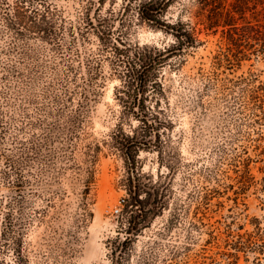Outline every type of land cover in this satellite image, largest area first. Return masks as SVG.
Here are the masks:
<instances>
[{
  "label": "rangeland",
  "instance_id": "obj_1",
  "mask_svg": "<svg viewBox=\"0 0 264 264\" xmlns=\"http://www.w3.org/2000/svg\"><path fill=\"white\" fill-rule=\"evenodd\" d=\"M55 1L67 20L87 3ZM141 1L107 0L112 43H173L171 32L140 19ZM172 1L166 18L189 22L201 41L162 67L166 95L145 105L164 122L137 154L144 193L158 212L135 229L124 214L132 169L121 147L144 124L116 97L114 49H95V35L75 43L67 35L60 50L16 39L0 16V264H264L259 252L232 255L240 235L245 241L257 223L264 227L263 161L250 163L256 181L241 187L244 162L259 159L264 138L246 125L241 89L231 87L251 63L264 73V61L229 67L221 33L201 31L196 1ZM91 50L105 74L98 90L80 67ZM9 155L18 186L15 174H4Z\"/></svg>",
  "mask_w": 264,
  "mask_h": 264
},
{
  "label": "trees",
  "instance_id": "obj_2",
  "mask_svg": "<svg viewBox=\"0 0 264 264\" xmlns=\"http://www.w3.org/2000/svg\"><path fill=\"white\" fill-rule=\"evenodd\" d=\"M198 9L195 11L196 21L202 25L201 31L217 34L221 33L224 41L225 59L228 66L233 68L242 65L244 61L263 60L264 61V0H195ZM87 0L84 9L76 18L66 19L62 9L55 0H0V16L6 29L20 40L39 39L61 48L66 36H70L71 41H90L95 35L98 46L95 49L105 51L110 46L114 49L112 58V74L120 78V84L115 86L116 97L121 104L133 108L131 114L140 123L144 124L142 130L134 129L132 134L123 136L122 149L127 154V163L132 169V174L128 177L127 198L124 203V214L129 220L132 228H138L143 222L150 219L158 211H154L150 206L151 193H144L145 188L141 181V173L137 171V154L140 146L144 144L152 145L153 140L148 139L150 134L160 135L164 122L158 119V115L144 110L148 101L155 100L156 103L166 95L165 83L162 81V67L179 52H184L191 47L197 46L201 39L196 27L189 22L178 18L170 21L166 18V13L172 5V0H143L139 4L138 14L140 19L162 29L171 32L175 36V41L165 45L164 48L151 44L143 45H116L110 40V33L113 28L111 17L103 13L107 0ZM115 2L110 3L114 5ZM113 11L111 6L108 8ZM68 23V24H67ZM94 50V49H93ZM93 50L88 56L81 59L80 67L86 68L87 81L98 90L104 84L105 74L102 70L100 55H95ZM220 57V56H219ZM221 61V57L219 58ZM254 63L247 74H243L240 79L233 83L241 89L242 113L245 115L246 125L256 130L258 140L264 138V73L263 71L252 70ZM68 68L74 67L69 64ZM65 86V84H63ZM66 87V86H65ZM67 89V88H65ZM87 96V95H84ZM139 107L141 111H136ZM151 114L155 120L151 121ZM74 121V119H71ZM4 128L0 117V128ZM1 133V132H0ZM140 138V139H139ZM247 138H251L250 133ZM259 154V159L246 158L242 174V189H248L255 183V175L251 171L252 161L264 162V146ZM98 158L92 160V166L97 163ZM7 168L4 174L9 179L15 174L14 186L20 184L19 169L13 156L6 158ZM95 172L94 169H91ZM264 172V166L261 167ZM264 179V177H263ZM148 194L150 196H148ZM156 197L159 191L155 192ZM89 214H92L90 211ZM240 239L235 243L236 253L232 255L239 258V251L248 253L250 251L259 252L264 256V227L258 223L255 229L249 233L245 241Z\"/></svg>",
  "mask_w": 264,
  "mask_h": 264
}]
</instances>
